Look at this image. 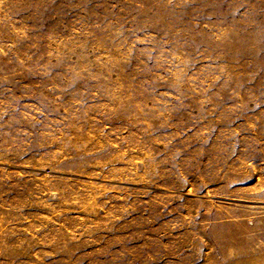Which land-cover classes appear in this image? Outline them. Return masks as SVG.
I'll return each instance as SVG.
<instances>
[{
  "label": "rangeland",
  "instance_id": "374dc122",
  "mask_svg": "<svg viewBox=\"0 0 264 264\" xmlns=\"http://www.w3.org/2000/svg\"><path fill=\"white\" fill-rule=\"evenodd\" d=\"M0 264H264V0H0Z\"/></svg>",
  "mask_w": 264,
  "mask_h": 264
}]
</instances>
